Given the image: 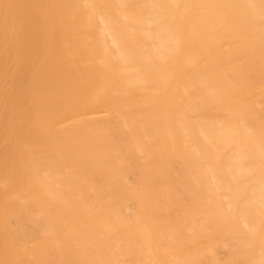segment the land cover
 I'll list each match as a JSON object with an SVG mask.
<instances>
[{"label":"bare ground","instance_id":"1","mask_svg":"<svg viewBox=\"0 0 264 264\" xmlns=\"http://www.w3.org/2000/svg\"><path fill=\"white\" fill-rule=\"evenodd\" d=\"M0 264H264V0H0Z\"/></svg>","mask_w":264,"mask_h":264}]
</instances>
